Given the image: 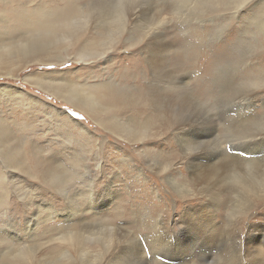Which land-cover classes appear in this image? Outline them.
I'll return each instance as SVG.
<instances>
[{
	"label": "rangeland",
	"instance_id": "1",
	"mask_svg": "<svg viewBox=\"0 0 264 264\" xmlns=\"http://www.w3.org/2000/svg\"><path fill=\"white\" fill-rule=\"evenodd\" d=\"M75 1L0 0V16L12 9L53 14ZM134 11L141 15L127 21V47L121 39L105 64L44 58L48 64L0 71V264H101L99 239L108 230L148 249L158 228H178L168 243L174 252L204 228L208 211L223 234L241 233L244 221L264 223V66L248 70L264 65V0H127V16ZM148 28L161 40L151 61L142 49ZM90 75V82L110 79L127 97V106L107 114L111 125L114 117L125 125L121 134L70 104L63 88L53 96L37 82L82 83ZM190 126L199 138L182 136ZM189 154L200 160L190 164ZM69 234L76 238L70 247ZM255 234L252 240H264ZM219 239L186 257L166 250L157 259L197 264L212 247L217 253ZM139 258L146 254L127 264ZM249 263L247 256L240 264Z\"/></svg>",
	"mask_w": 264,
	"mask_h": 264
},
{
	"label": "bare ground",
	"instance_id": "2",
	"mask_svg": "<svg viewBox=\"0 0 264 264\" xmlns=\"http://www.w3.org/2000/svg\"><path fill=\"white\" fill-rule=\"evenodd\" d=\"M210 2L211 5L219 6L224 3V0H210ZM78 4L77 0L75 1V5L68 2L64 9L53 14H44L40 12L39 16H35L33 13L31 16L28 13L25 14V10L20 11L12 9L6 14L7 17L5 14L0 16V23L6 24L12 21V24L15 25L8 28L0 27L6 29L5 32L0 33V71L2 72V69H5V67H7L8 71L11 69L18 71L20 69L23 70L24 68H28V66L31 67L30 65L34 63L39 64L44 58H49V60L58 62L57 64H62L72 59L83 65L95 63L99 59H104L103 63L105 64L110 60L105 59L106 56L115 48L116 44L119 45L123 41L125 43L124 47H127V37L122 39L123 35L127 34V21L137 19V17L141 15V11H134V13L127 16V0H116L114 4L113 2L107 3L105 0H90L85 6H79ZM37 27L38 29L32 30V28ZM99 29H102L104 34H100L98 32L100 31ZM91 31L92 33L95 32L92 39L89 37ZM147 31L148 33H143L142 35V39H146L145 43L142 45V49L145 52L147 51V55L150 56L149 60L151 61L153 55L155 57L157 56V49L161 47V40L160 33L153 30V32H150L149 28ZM96 37H99L101 40L95 42L94 39H96ZM141 41L140 43L142 44ZM76 47L80 49L73 52L72 50ZM43 64L48 63L43 62ZM10 76L12 77L13 75L11 74ZM93 78H95V76L90 75L88 78L84 79L82 83L70 81L62 85H56L51 81L46 82L42 79H37V82L40 86L48 90V92L51 91V93L58 94L63 88V96L70 104L81 106L86 109L87 113L97 120L98 123H102L100 126L108 124L112 127L110 129L111 131L114 133L118 131V134H121V127L125 125L120 124L117 117H114L115 124L111 125L108 121L107 114L117 110L121 106H127V97L123 96L122 92L117 90L119 85L115 87L113 85L114 82L112 83L110 79L90 82ZM24 80H31L30 76L25 77ZM158 80L159 79L156 81ZM150 93L151 91H149V95H151ZM149 95L147 94V96ZM156 103L157 101L153 99V96H149V105L151 108L153 110H156V107L158 108L156 115L158 121L167 124L160 114L162 112L161 107ZM174 127L175 125L172 124L168 128L169 130H174ZM123 131L127 137V127H125ZM187 134H189V136H187ZM182 136L188 140H195L199 138V133L195 128L190 126L182 131ZM258 141L261 142L262 139H258ZM199 160V154H189L186 157V161L190 164H196ZM209 160L212 159L210 158ZM9 162H11V160ZM5 185L6 183L4 186ZM260 186L264 190V178L261 180ZM90 192L93 194L92 190ZM211 219L212 213L210 211H208L207 216L203 212L202 224L204 228L202 229L201 226L197 227L196 232L191 234V238H189L188 241L185 243L178 242L174 252L170 251L171 249L168 248V243L175 237L176 232L179 231L178 228L176 230H170V233L164 232L158 228L156 236L151 241L150 248L148 249L142 248V245L136 243L135 240L131 241L127 240L126 237L120 235L116 236L112 233V230H108L105 233V238L99 239L102 253H99L97 256L105 257L101 264H127V259L135 258V256L141 252L146 254V258H139L131 264H140L143 262L161 264V261L157 258L161 255H165L167 253L166 250L170 251V255H173V257L174 255L176 257H186L202 251L205 243L207 241L209 242V238L212 239L213 237L215 240L217 237H220L221 239L219 240H221V243L216 251L217 253H211L214 248L212 247L208 253L203 255L201 260L198 262L196 261L197 264H230V256L235 258L238 264L247 256H250L249 264H264V240L256 242L251 238L252 232L254 234L256 232L260 234L261 237H264V223L257 225L249 222V220L244 221L241 233L240 231H230L223 234L218 231L214 221ZM63 240H65L70 247L74 245L73 242L76 238H74L72 234H69L68 237L63 238ZM213 242L215 241H210L211 245ZM155 249L156 256L151 254ZM225 256H227V260L223 259ZM21 258L23 261H29L30 256L20 257V259ZM192 262L194 261L191 260L183 264H190Z\"/></svg>",
	"mask_w": 264,
	"mask_h": 264
},
{
	"label": "snow or ice",
	"instance_id": "3",
	"mask_svg": "<svg viewBox=\"0 0 264 264\" xmlns=\"http://www.w3.org/2000/svg\"><path fill=\"white\" fill-rule=\"evenodd\" d=\"M260 66H264V65H261L260 63H257L256 65H249L248 70L251 71L254 67H260Z\"/></svg>",
	"mask_w": 264,
	"mask_h": 264
}]
</instances>
